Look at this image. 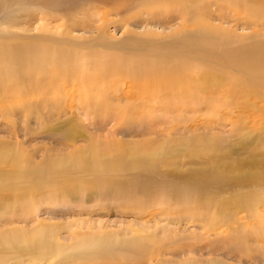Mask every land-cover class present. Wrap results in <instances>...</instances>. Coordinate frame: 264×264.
<instances>
[{
  "label": "bare ground",
  "instance_id": "bare-ground-1",
  "mask_svg": "<svg viewBox=\"0 0 264 264\" xmlns=\"http://www.w3.org/2000/svg\"><path fill=\"white\" fill-rule=\"evenodd\" d=\"M82 1L72 2L70 10L83 9L85 5ZM170 1L179 3L177 13L181 23L172 31L169 39L144 41L143 46L132 47L128 51L101 52L96 48L83 50V46L78 44L84 45V42L79 43L71 34L78 24L66 19L59 25L62 26L61 36L48 34L49 32H12L5 34L6 36L0 34V93L5 94L6 89L1 87V82L6 80L3 85L8 82L10 88L20 89V104L23 105L11 111L12 113L45 110L47 113L54 112L59 115L65 114L67 111L63 109H66L72 114V108L79 112L77 104L67 103L52 111L50 105L43 106L31 101L37 98L53 101L54 97L48 95L49 88L52 87L51 76L76 74L80 69L78 65L82 64L84 59H91L94 64L102 60L107 66L102 69L105 75L124 76L128 79H88L80 82L85 91L94 88L95 93L115 97L120 94L122 88L132 91L127 94L128 103L122 107L124 111L118 115L114 114L115 116L111 115L107 108L119 106L118 101L107 104L108 101L102 98L96 99V104L102 107L98 112L103 113L104 120L113 117L115 121V124L110 125V139L104 144L89 142L84 147L70 145L72 151L64 152L66 150L63 147L54 154L60 158L56 161L57 165L63 160L61 166L70 164L75 167L73 171H78L84 178L88 176L90 186L97 189L96 196L101 201L112 200L118 203L117 206H123L127 212L122 215L131 217L130 220L128 219L122 227L115 226L109 231L102 230V225L96 228L88 225L91 230H82L81 222L74 223L75 225L65 224L57 226L54 234L52 228H46L44 225L18 233L16 227L7 228L0 224V264H170L175 261L166 258L168 253L191 251L194 244H191L188 237L198 236L199 231L205 236L199 237V240L202 239L200 241L204 242L206 238L213 236L220 243L216 246V240L215 243L211 240L212 246H208L211 242L205 246L208 251L216 249V255V252L222 249L231 255L237 252L248 255L250 251L253 252V241L261 242L258 247L264 251V217L258 215L259 212L264 214V151L260 153L263 154L260 157L252 155L254 147L250 148L248 142L237 148L228 146L230 143L226 142L231 137V130H223V119L216 116L217 118L212 120L214 116L206 114L208 111L216 115L233 113L235 117L228 115V118L234 120L235 126L247 129L249 133L258 129V134L263 136L264 0L142 2L155 5L159 19L157 22L166 24V20L173 19L165 8L166 2L170 3L168 5L171 7ZM19 2L33 4L36 0H4L0 5V12L6 13L7 24L17 25L22 21L31 24L28 21H32V16L23 14L24 17L19 19V11L16 15H10L14 12L12 5ZM98 2L104 4L109 0ZM142 2L120 4L115 9L116 13L127 15L139 7L142 12L141 6L146 7ZM225 6L231 8L232 14L222 12ZM64 10H61V15L69 14ZM161 16L164 20H160ZM153 18L154 13L148 11L144 19L152 21ZM98 19L100 23L103 21V24L99 27L101 31L96 38L103 41L105 19L103 20L102 16ZM212 19L217 20L218 24L211 23ZM45 20L40 18V21ZM224 23L229 24L228 27H225ZM83 27L89 29L87 25ZM238 28L243 32H236ZM2 77L5 79L1 80ZM84 83L89 86L85 87ZM110 84L116 85L115 89ZM68 87L65 88V97L70 96L68 90L75 88L70 82ZM107 87H112L114 94H108ZM118 87L121 88L117 90ZM77 101L79 102L78 99ZM153 109H163V119L170 121V124L165 123L166 126L161 128V123L160 127H156V121L160 117L156 119L155 112L149 117ZM60 111L62 112L59 113ZM229 119L228 121H231ZM212 121L216 123L215 126L223 128L213 129ZM133 122H140L138 135L152 134L153 138L146 142L140 139L129 143H125L126 139H114L118 131L116 124L130 125ZM244 122L251 124L248 126ZM256 122L258 126L252 128L256 126ZM142 123L144 125H141ZM177 125L182 131L177 130ZM159 129H165V133L172 130V141L167 140L164 144L157 142ZM223 133L229 134H226L227 138H223ZM67 136L69 134L65 133L64 138L67 139ZM239 141L237 145L241 143ZM149 142H155L147 146L149 149L155 147L154 153L141 154L144 148L147 149L145 144ZM240 152L245 153V159H229L231 154ZM182 153L188 158L186 161L183 158L173 161L175 156ZM200 153L203 158L195 159L194 155ZM26 162L21 156L11 154L7 149L0 147V163H7L15 169L12 181H17L22 175L23 171L17 169ZM46 164L41 165L37 172L27 175L32 178L48 174L50 166ZM183 165H189L191 168L182 171L180 168ZM5 175L0 174L1 182L3 177H7ZM228 186H235L237 189L227 200H222V193ZM62 191L64 194L67 192L65 188H62ZM225 202L232 205L229 216H218L216 219L208 216L216 209L224 211L227 208ZM233 206L237 211H232ZM139 208L156 211V215H143L142 218ZM161 208L176 213L178 218L186 216L201 229L188 230L180 224L181 220L176 216H169L167 213L162 215ZM131 212L138 218L133 234L129 231L130 223L134 219ZM73 225H79L80 230L71 229ZM63 228L68 229V236L63 237L60 234ZM217 228H221L223 235L220 232L215 233ZM159 234H162V238H157ZM178 244L182 247H176ZM51 257L52 261L46 262ZM200 263L229 264L219 257L204 259ZM181 264L198 263L190 259Z\"/></svg>",
  "mask_w": 264,
  "mask_h": 264
},
{
  "label": "rangeland",
  "instance_id": "rangeland-1",
  "mask_svg": "<svg viewBox=\"0 0 264 264\" xmlns=\"http://www.w3.org/2000/svg\"><path fill=\"white\" fill-rule=\"evenodd\" d=\"M75 1L78 2V0H36V2H34L33 4H30L28 2H19L21 4H14L12 5V8H14V12L10 15H16L17 11H19L21 12L17 15V18L19 19H22L24 17L23 14L29 15L30 17L32 16V18L30 19L32 21H28L31 22V24H27L25 21H22L23 23L20 22L17 25H11L9 23L7 24L5 22V18L7 15L5 16L6 13L3 11L0 12V34L6 36L5 34L9 35L12 34V32H27L31 34H36L39 32H49L48 34L61 36L62 26L60 27L59 25L63 22V20H68V22H71L70 20H72L75 21L78 25L77 27L72 29L71 34L72 36L76 37V40L79 41V43L84 42V45L78 44L79 46H83V50L96 48L101 52H103L104 50L105 52L111 50H114V52H122L128 51V49L132 47H136L139 45L143 46L145 44L144 41L148 42L152 39L159 41L167 40L169 39L172 31H174L181 23V19L178 14L179 12L177 10V8L179 7L178 1H170L171 7L168 5L170 3L166 2L165 8L168 9L167 11L170 15H172L171 18H173L166 20L168 21V23L166 24L157 22L159 19L156 14V6L152 3L146 5L142 2L143 0H109V2H106L104 4L99 3V0H83V5H85L83 6V9L79 8L78 10H70L71 7L69 6H71V3ZM133 1L136 3H138L139 1L142 2L143 5H146L148 9H146V7L144 6H141L142 12L139 7L136 10L133 9L127 15L123 13L122 16L116 13L115 9L118 5L123 3L129 5H131L132 3L135 4ZM3 2L4 0H0V5ZM62 9H65L64 11L69 12V14L61 15ZM138 9L140 11H138ZM230 9V7L225 6L222 12L232 14V11ZM169 10L173 11L170 12ZM148 11L154 13V18L152 19V21L144 19L146 18ZM174 11L176 13H173ZM176 14L178 15L176 16ZM74 15L76 16V18ZM101 16L103 17V20L105 19V28L103 29L105 33L104 35H102V38L104 39L103 41H99L96 38L98 33L101 31L99 27L103 24V21H101L100 23V20L98 19ZM40 18L46 20L40 21ZM162 19L164 20L163 16L160 17V20ZM210 22L213 24H218L217 20L212 19L210 20ZM83 25H87L89 29H87V27L82 28ZM223 25L225 27H228L229 24L224 23ZM43 26H46L50 29L47 30ZM238 29L239 30L236 32H243L240 30V28ZM80 62L81 61H79V63ZM106 67L107 66L103 64L102 60L94 64L93 60L84 59L83 63L78 65V68H80L81 70L79 69L76 74L66 73L65 76L64 74L51 76L52 87L49 88L50 92L48 93V95L51 94L54 97L52 98L53 101L48 102L44 99L38 98L37 100L31 101L32 103H38L43 106L50 105L52 111L54 109L56 110V108H58L59 106L61 107V105H66L67 103L77 104L80 108V111L78 112L76 108H72V114L69 113V110L66 109H63L67 111L65 114L59 115L54 112L47 113L45 112V110H43L42 112L40 111L27 113L25 111L26 113H18L16 111V113H12L11 111L17 110L18 108H21L23 106L20 104V89L17 90L13 89L12 87L10 88L8 82L3 85L2 83L6 80L1 82V87L5 88L6 91L5 94L4 92L0 93V142H2L0 147L7 149L11 154L21 156L22 159L27 162L23 163V166H20L17 169V171H23L22 175L18 177L17 181H12L11 178L13 173L15 172V169H13L7 163H0V174L4 173L6 174L5 176H7L3 177L2 182L0 181V224H4V226L7 228L16 227L18 233H21L22 231L28 232L30 228L36 227L38 225H44L46 226V228H52V234H54L57 226L65 224L70 225L78 222H81L80 229L82 230H91L88 225H91L94 228H96L98 225H102V230L109 231L110 228H115V226L122 227V225L127 223L126 221L131 218H128L127 215H122L124 212H127V210L125 208H122L123 206H117L118 203L112 200L101 201L100 198L96 196L97 189H93L90 186V178H87L88 176L86 178L82 177L81 173H79L78 171H73L75 167L71 166L70 164L61 166L63 160L59 165H57L56 161L60 158L54 155L63 147H65L64 149L66 150L64 152H67L72 151L71 149L73 146L84 147L86 144L88 145L89 142L94 144H104L107 139H110L108 138L110 135L109 130L111 129L112 124H115V121H113V117L111 119L104 120L103 113L98 112V110L102 107L99 104H96V102L98 101L96 99L100 100V98H102L108 101L106 102L107 104L111 103V101H118L119 106L107 108L108 111L111 112V115L115 116L121 114L124 111L122 107L128 103L126 102L127 94L128 92L131 93L132 91H128V88H122L119 91L120 94L116 96V98L115 96H110L107 94H105L107 95L105 96L100 93H95L93 90L94 88L90 89V91H85L84 87H82L80 84V82L85 80L87 81L88 79L100 80L104 79V77L109 78V80L118 78V81H128V79L124 78V76L115 77V75H105L102 69H105ZM65 78L68 82L72 83L75 86L74 90L67 91L70 93L69 97H65L64 95L65 88L68 87V82L64 80ZM78 78H80V80ZM3 79L5 78L2 77L1 80ZM83 85L85 87L89 86L87 83H84ZM110 85L115 89L116 85ZM112 87H107L109 88L107 90L108 94H114ZM120 88L121 87H118L117 90H119ZM58 92L60 95L58 94ZM54 99L59 101L55 102ZM77 99L79 100V102L77 101ZM162 110L163 109H153V112L149 113V117L152 116L155 112L154 117L156 119L160 117V119L156 121L158 124L156 123L155 126L160 127L162 123L161 128H164L166 125H168V123L170 124V121H165L163 119L165 114ZM61 112L62 111H60L59 113ZM207 113H210V116L212 117L214 116L212 120H215L217 117L221 120H224V128H221H223L225 132H229V130H231V132H229L231 140L229 139L226 142L227 144L230 143L228 146L231 145L232 147L237 148L239 146H243L244 142H248L250 143V148H252V146L254 147L252 155L254 154L255 156L257 155L259 157L260 155H263L260 153L264 151V133L262 136L261 133L258 134V129H254L253 131H251V133H249L250 131L248 130V132L247 129H239L234 125V120L228 118V115L229 117L234 118L235 116L233 113L231 114L230 112H228L225 115H216L213 112L209 111L206 112V114ZM140 115L142 116L147 114H137V116ZM144 119L145 118H143V120ZM228 119L231 121H228ZM212 122L213 129L221 130L220 126H215L214 124L216 123L214 121ZM257 122L259 123V121ZM257 122L255 124L256 126L252 128H256L258 126ZM144 123L146 124V121ZM144 123H142L141 125H144ZM165 123L166 125H164ZM244 123L248 126H250L251 124H247L246 122ZM124 124L125 123H121V127L116 124L118 131L114 135V139H126L127 141L125 143H129L133 140L140 139L146 142L153 138L152 134H147L148 136L138 135V129H140V127L138 126L140 122H133V124L128 123L130 125ZM180 128L181 127H179V129L177 130L182 131ZM164 131L165 129H159V132L157 131V142H160L161 144H164L167 140L172 141V139L174 138V136L170 134V131L172 130L168 131L167 133H165ZM65 133L66 135L69 134V136H67V139L64 138ZM128 133H130L131 135H129ZM164 133L169 136L166 137ZM226 134H222L223 138H227ZM239 140L241 141V143L237 145V141ZM151 143L152 142L146 143V148ZM67 144L69 145L67 146ZM152 144H155V142H153ZM70 145H72V147ZM154 151L155 147H152V149L144 148V150L141 151V154L146 153L151 155L152 153H154ZM201 155L203 154L200 153L194 155L195 159L201 160L203 158ZM245 157V153L240 152L236 155L235 153L231 154L229 159H245ZM181 158H183L184 161L188 159L182 153L181 155L178 154L177 156H175L173 161ZM45 162H48L50 164H46ZM43 164L50 166L48 174L35 176L32 178L27 175L28 173L37 172L38 168ZM262 166L264 167V164H262ZM188 167L191 168V166L189 165H183L180 169L183 171ZM62 188L66 189V194L63 193ZM236 189L237 188L235 186H228V188H226L222 193V200H227L228 197H230V195H232L236 191ZM225 205L227 206V208L224 211L221 212V210L216 209L215 212H210L208 216L212 217L213 219H216L218 216L220 218L225 217L224 215L229 216V210L232 205L228 204L227 202H225ZM232 211H237L235 206H233ZM161 212L162 215L167 213L169 216L177 217L176 213L169 212L164 208H161ZM139 213L142 218L143 215H147L148 217L156 215V211L151 212L148 208H139ZM131 214L132 216H134V219L130 223L129 231L130 234H133L134 230L136 229L138 218L133 214V212H131ZM258 215L264 217V214L262 212H259ZM178 220H181L180 224L182 226H185L188 230H193V228L195 230L201 229V227L197 223L190 222V220L187 219L186 216L180 217L178 218ZM74 225L71 229H74L75 231L80 230L79 225ZM0 229H2L1 226ZM220 230L221 228H217L215 230V233L220 232ZM67 233L69 234L68 229L64 230L63 228L60 230V234L63 237L68 236ZM220 234L223 235L222 232H220ZM199 237H205L202 234V231H199V234L196 237H188L191 244H194L191 251H185L183 249L184 252H169L166 258L175 261L170 264H181L183 261H189L190 259L198 264H201L200 261L214 257H219L229 264H264V251L259 249L258 245L261 244V242L259 241H253L251 243V249L253 250V252L250 251V254L248 253V255H244L239 252H237V254L231 255L227 253L225 249L217 251L216 255L214 253L216 249L213 251H208L206 250L205 246L206 244L208 245V242H211V240L214 243L216 240V246L220 245L217 239H215V237L213 236H209L205 239L206 241L203 242L200 241L202 239H198ZM157 238H162V234H159V237L157 236ZM212 242L208 246H212ZM176 247H182V245L178 244ZM51 261L52 257L46 262ZM121 262L122 261H119V263Z\"/></svg>",
  "mask_w": 264,
  "mask_h": 264
}]
</instances>
